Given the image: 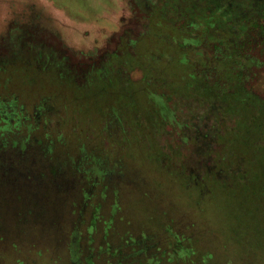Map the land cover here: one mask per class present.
<instances>
[{
	"label": "rangeland",
	"instance_id": "rangeland-1",
	"mask_svg": "<svg viewBox=\"0 0 264 264\" xmlns=\"http://www.w3.org/2000/svg\"><path fill=\"white\" fill-rule=\"evenodd\" d=\"M144 24L134 0H0V165L20 175L0 173V201L45 226L3 233L0 264H264V202L249 199L264 191V120L242 116L240 86L212 89L216 36L211 66L190 68L208 95L156 53V70L129 62Z\"/></svg>",
	"mask_w": 264,
	"mask_h": 264
},
{
	"label": "trees",
	"instance_id": "trees-1",
	"mask_svg": "<svg viewBox=\"0 0 264 264\" xmlns=\"http://www.w3.org/2000/svg\"><path fill=\"white\" fill-rule=\"evenodd\" d=\"M134 5L145 23L143 26L148 27V32L142 35L137 44L142 57L132 55L128 59L129 62L141 67L145 61L151 69L156 70L155 63L151 62L152 56L156 53L158 56L156 64L163 61L169 72H174L173 67L177 66L190 74L187 88L194 82L200 87L206 82L202 77L194 76L190 70L191 64H201L203 68L211 66L204 63L207 56L203 47L207 40L211 43L212 37L216 36L213 45L222 59L213 62L215 79L212 89L215 90L223 81L228 86L231 84L240 86L242 116L245 117V113L254 108L258 118L264 120V97L248 88L253 79H259L255 70L260 71V75L264 72V0H134ZM26 28L32 31L28 37H33L38 32L37 26ZM14 36L19 43L24 33L17 31L14 32ZM154 42L155 47L150 46V43ZM182 54L185 58L183 57L184 60L180 62ZM80 62L82 64L84 60ZM93 62L96 63L94 59H90V63L85 61V65ZM56 66L64 67L62 61L61 63L57 61ZM135 83L134 81L127 84L137 89ZM140 89L146 90L143 86ZM225 89L227 88L223 87L222 91L227 92ZM197 90H202L201 93L205 95L210 91L204 87ZM124 92L125 90L123 94ZM190 94L189 91L188 95ZM203 94L196 93L195 96ZM232 96L228 97V94L223 96L225 108L234 102ZM235 100L239 101V98ZM186 248L189 251L188 247ZM176 258L171 256L167 261L177 262L174 261ZM209 259L210 257H206L204 262ZM160 261L158 257L152 264H158Z\"/></svg>",
	"mask_w": 264,
	"mask_h": 264
},
{
	"label": "flooded vegetation",
	"instance_id": "flooded-vegetation-1",
	"mask_svg": "<svg viewBox=\"0 0 264 264\" xmlns=\"http://www.w3.org/2000/svg\"><path fill=\"white\" fill-rule=\"evenodd\" d=\"M113 51H115V50L107 51V52H105V54H107V53L111 54ZM105 54H103V58H104ZM76 58L82 59L81 61L84 60L83 63H85V61L90 63V59H94L95 62H97L98 57H97V55H91L90 56V55H86L84 52H79L76 55ZM66 62H68V60ZM93 64H95V63H93ZM81 70H82L81 67L77 68L78 73L81 72ZM91 86L93 87V85H91ZM119 87L123 88L121 85ZM110 89H112V88H110ZM82 91H83V89H82ZM109 93L114 94L113 90H109ZM125 96H126V94L124 92V97ZM5 152H6L5 150L0 151V154H4ZM97 168H99V167L97 165V161H95L94 164L92 165V169L97 170ZM0 173L1 174H5V173L10 174L12 176V179L14 177H17V176H18V178H20V175H18V171L16 170L15 166H10L9 168L6 169V167L0 165ZM87 174L91 178L90 172H88ZM85 181H86V179H85ZM210 183H212V184L213 183L224 184L222 181H219V180H211ZM259 184H257L255 186V188L252 190L253 192L251 194V198H249V199H253L254 201L256 199L255 202H257V203H259L261 201L264 202V191H261V186H259ZM85 185H86V183H85ZM256 192H259V193L256 194ZM1 199H4V201L6 202L5 197L0 195V200ZM5 202L0 201V240H2V238L4 237V235H2L3 233L11 232V230L12 231L15 230L17 233H22V234H31V232L33 231L36 234L37 229H38L37 225L42 226L41 221L40 222L37 221L36 215H25V214H23V212L17 206H15L16 205L15 201H12L15 205L6 204ZM13 209L17 210V213L14 214L11 211ZM58 212H59V207H58ZM59 214H60V212H59ZM62 217H63V214H60V217L58 219H63L65 217V215L63 218ZM6 223L8 224V226H5ZM51 223L52 222H49L47 225L51 226ZM43 227H45V226H42L40 228H43ZM16 229H20V231H17ZM14 242L15 241H12V243L14 244L13 247L17 248V246L15 245Z\"/></svg>",
	"mask_w": 264,
	"mask_h": 264
}]
</instances>
